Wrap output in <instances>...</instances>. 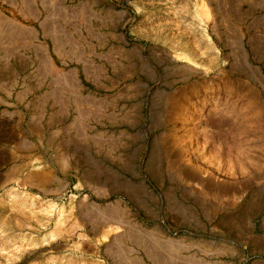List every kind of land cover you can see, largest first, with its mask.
<instances>
[{
	"label": "rangeland",
	"instance_id": "obj_1",
	"mask_svg": "<svg viewBox=\"0 0 264 264\" xmlns=\"http://www.w3.org/2000/svg\"><path fill=\"white\" fill-rule=\"evenodd\" d=\"M168 54L218 71L170 87ZM198 89L240 98L236 180L178 138L224 116ZM0 264H264V0H0Z\"/></svg>",
	"mask_w": 264,
	"mask_h": 264
},
{
	"label": "bare ground",
	"instance_id": "obj_2",
	"mask_svg": "<svg viewBox=\"0 0 264 264\" xmlns=\"http://www.w3.org/2000/svg\"><path fill=\"white\" fill-rule=\"evenodd\" d=\"M205 10H206L205 11L206 14L208 15L207 19L211 20V16H212L211 15V9H205ZM243 38H244V35L240 34L239 35V42L240 43H243ZM166 39L167 40L165 41V44H168L167 41H169L170 43L176 44V42H174V41H176V40H174V38L166 37ZM178 43L179 42H177V44ZM182 43L183 42H181V44ZM182 46H184V45H182ZM201 55H203V54H201ZM168 57L172 63V66L168 69V74H167L168 81L166 84L169 85L170 87L173 86L174 83L177 81H180V80L184 81V80L192 79L194 77H199L203 73L207 77V76H210V74L216 73L218 71L216 68H213L211 65L210 66L206 65V68L204 66V68H205L204 69L203 66L197 65L190 58H186L190 62L189 64H185V63L181 64V63H178V61L180 59H183L180 56L171 57L170 54H168ZM201 58H203V57H201ZM143 66L148 68V66L144 63H143ZM237 68L239 69L238 71H240L241 73L246 72V74L249 75L253 81H255V77L257 75L255 76V71L253 70V67L246 61L245 58L243 59L242 63L240 65H238ZM203 70H204V72H203ZM174 76H180L181 78L180 79H174ZM169 77H170V79H169ZM234 83L237 85L240 83V86H242L243 88H246L250 91L249 94L252 93V95H253V93H255L253 91L254 87L253 88L250 87L251 85H249V84H245L244 82H240L238 80H235ZM233 87L236 88V86H233ZM235 88H232V89L234 90ZM232 89H231V91H232ZM219 90H221V89H219ZM231 91L228 92L226 90V91L215 92V91H212L211 89H198V90H196L195 93L192 94V96H191V98L194 99V105L199 104L198 97H199V95L202 94L204 96V100L206 101V102L204 101V109H206V110L209 109L208 113L215 114V116H217L216 114L222 115V113L224 116L222 115L223 118L221 120H219L218 122L215 121V123H212V124L208 123V125L211 126L210 130H208L209 127H207L208 129L206 130V128H202L200 126L202 124L203 119H201V120L197 119V121L195 120L196 122L193 120H190L189 118L184 119L183 120V127L178 129L177 132L182 133L180 136H178V138L183 140L184 148L186 146L189 147V151L191 152L189 154L195 155V153H197L198 150L196 149L197 150L196 151L194 148H196L195 145L198 146L199 144H201L200 143L201 141H204L205 142L204 144H207L206 146L202 147V148H204V149H202V152L205 151V149H207V147L212 146L213 148L209 152L212 159L213 158L226 159L228 161V163L230 164L231 169H232V171H230V172H232L231 177L235 178V180H236V176L239 175L240 173H244V171H245V170L242 171V169H244V168H241L242 167L241 163L238 164L239 161L242 159V158L240 159L241 150H239L240 145L242 146V143L240 144V142L237 141L238 138H240V136H242L241 135V127H242V123H243L242 121L245 119L241 120V118H242L241 111L242 110L240 109V105L238 104V102L240 101V98L236 99L237 102H236V100L232 101L234 99V96H235L237 90L235 92L234 91L231 92ZM225 92H228V94ZM216 93H218V95H219L218 97L216 96ZM237 93H238V91H237ZM224 95H226L228 98L225 99ZM252 97H254V96H251L249 98H252ZM217 98H218V100H217ZM221 98H224L225 99L224 101H226V102L225 103L221 102L220 101ZM194 105L192 103H188L187 108L185 110H183V114L184 115H192V113L194 111ZM247 111H248V109H247ZM203 113H205V112L202 111V114ZM242 134H243V129H242ZM180 143H182V142H180ZM185 152H187V151H185ZM201 159H202V157H201ZM157 165H160V167L157 169V173H156L155 169H156ZM148 171H149V174L151 176H153V173H156L159 176H162L164 178L169 177L171 180H174V176H177V178H180L183 181H185L189 177V175H188L189 172L185 171L182 167L179 166L178 162L173 158L172 153L168 154V153H163L162 151L160 152L158 147H156V149H154L152 154H151V161L149 162V165H148ZM245 172H247V171H245ZM146 187H147V185L145 183L142 186L128 185V189L131 190L133 193H135L138 196L142 195V193L146 189ZM217 189L219 190V187ZM118 215L120 216V214H118Z\"/></svg>",
	"mask_w": 264,
	"mask_h": 264
}]
</instances>
